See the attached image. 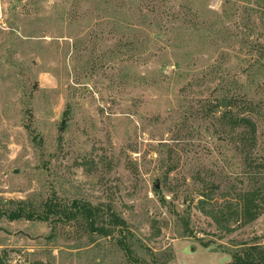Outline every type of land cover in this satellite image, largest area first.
Segmentation results:
<instances>
[{"label":"rangeland","instance_id":"obj_1","mask_svg":"<svg viewBox=\"0 0 264 264\" xmlns=\"http://www.w3.org/2000/svg\"><path fill=\"white\" fill-rule=\"evenodd\" d=\"M228 188L264 192L263 1L0 0V212L61 209L1 217L3 264H228L264 246Z\"/></svg>","mask_w":264,"mask_h":264},{"label":"trees","instance_id":"obj_2","mask_svg":"<svg viewBox=\"0 0 264 264\" xmlns=\"http://www.w3.org/2000/svg\"><path fill=\"white\" fill-rule=\"evenodd\" d=\"M264 2V0H261ZM237 98L234 96L232 98L228 97L226 98L227 104L230 106L231 102H235ZM215 105L209 106L208 113L209 115H212L214 112ZM223 120H232L233 116L230 113H225L221 118L220 122L217 125L218 128H216V133L218 137H222L223 135L226 136V139L230 141V139L227 136L228 132V126H232L230 124H223L221 122ZM234 125L235 122L239 124V127H243L241 131L238 132V137L243 142L242 144L246 147H249V155H253L255 152V148L257 146V126L253 122V120L250 119H244L240 121H231ZM222 123V124H221ZM248 126V127H247ZM247 127V128H245ZM245 128V129H244ZM234 129V128H233ZM230 145V143H229ZM222 147V146H221ZM254 175H256V172H251ZM221 194L219 195L221 199H223L224 204L218 208V212H210V214L215 216L216 214H219L222 217L231 218L235 217L236 220L240 221L243 224L250 223L257 219V217L262 212V206H261V198H264V192L263 190L259 188H254L252 190H237L236 188H228L225 191H220ZM216 195V194H215ZM46 212L45 214L38 213V212H26L23 208H19L12 212H0V219L3 216H6L10 220H18L21 218H26L28 220H35V219H47L44 218L45 216L48 217L49 212L54 211H60L58 208H56L53 203H47L45 205ZM74 209L66 210L62 209V212L65 214L64 217H67L69 219H74L77 217V215H82L87 218L88 223L93 231L97 230L101 234L105 236H109L111 234V231L109 228L105 226H101L100 228L95 227V214L91 207L87 206H78L76 202H74ZM76 213H75V212ZM115 224L120 225L121 229H125V222L122 219H119L115 216L114 218ZM123 249L128 253L129 257H131V250L127 247V244L124 241L120 242ZM233 260L228 264H264V246H249L245 248H241L240 250L234 251L232 253ZM0 264L2 263V260H0ZM140 264V263H139Z\"/></svg>","mask_w":264,"mask_h":264},{"label":"water","instance_id":"obj_3","mask_svg":"<svg viewBox=\"0 0 264 264\" xmlns=\"http://www.w3.org/2000/svg\"><path fill=\"white\" fill-rule=\"evenodd\" d=\"M225 105L224 104H222V107H224ZM17 173V172H16ZM157 188H158V186H157Z\"/></svg>","mask_w":264,"mask_h":264}]
</instances>
